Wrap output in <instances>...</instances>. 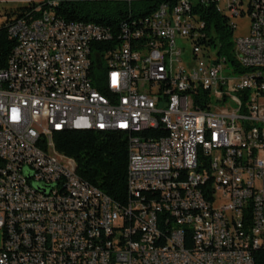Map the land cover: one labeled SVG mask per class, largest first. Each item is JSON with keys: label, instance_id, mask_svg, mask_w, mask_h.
I'll list each match as a JSON object with an SVG mask.
<instances>
[{"label": "built area", "instance_id": "2783aa9c", "mask_svg": "<svg viewBox=\"0 0 264 264\" xmlns=\"http://www.w3.org/2000/svg\"><path fill=\"white\" fill-rule=\"evenodd\" d=\"M227 9L235 30L249 19L233 65L197 44L191 0L159 5L143 22L146 40L130 31L103 53L93 44L109 33L92 23L49 24L44 10L8 24L21 46L0 71V264H254L264 249V0ZM97 127L128 137L125 206L54 147V132Z\"/></svg>", "mask_w": 264, "mask_h": 264}, {"label": "trees", "instance_id": "16d2710c", "mask_svg": "<svg viewBox=\"0 0 264 264\" xmlns=\"http://www.w3.org/2000/svg\"><path fill=\"white\" fill-rule=\"evenodd\" d=\"M177 0H43L29 2L27 6L5 11L0 25V71L7 66V60L15 46L8 34V24L15 19L36 18L44 10L51 11L64 22L92 23L108 31L105 41L93 44L95 50L103 53L125 42L128 32L141 30V40H146L148 29L143 22L161 4H174ZM220 0H191L193 14L203 23L202 37L197 44L216 49L232 65L234 58L233 34L235 29L228 17L219 10ZM133 38H131L132 40ZM99 90L102 72H93ZM170 127L157 126L155 134L166 136ZM127 135L119 132L91 130H63L52 134L57 152L74 160L77 176L98 189L119 206L128 201L126 189V167L128 157ZM254 264H264V249L253 253Z\"/></svg>", "mask_w": 264, "mask_h": 264}, {"label": "bare ground", "instance_id": "6f19581e", "mask_svg": "<svg viewBox=\"0 0 264 264\" xmlns=\"http://www.w3.org/2000/svg\"><path fill=\"white\" fill-rule=\"evenodd\" d=\"M41 14V13H40ZM49 24H57L58 18L48 10ZM76 26H83V23H74ZM98 27V26H95ZM10 37L14 39L15 47L21 46V35L11 34ZM13 55V51L12 54ZM17 101V94H6V104H14ZM6 121L15 122L14 106H6ZM157 126H155L156 128ZM69 130H85L84 128H69ZM91 131H106V127L88 128ZM169 134H172V127L169 129ZM168 134V135H169ZM29 151H38L37 142H29ZM174 173H185V165L174 166ZM62 174L74 175V168L71 166H62ZM156 222H163V215H156ZM167 234L157 235V243H166ZM179 244H186V237H179Z\"/></svg>", "mask_w": 264, "mask_h": 264}, {"label": "rangeland", "instance_id": "374dc122", "mask_svg": "<svg viewBox=\"0 0 264 264\" xmlns=\"http://www.w3.org/2000/svg\"><path fill=\"white\" fill-rule=\"evenodd\" d=\"M42 0H0V23L4 20L3 14L5 11L14 10L16 8L25 7L29 2L39 3ZM243 1V8L247 10V0ZM219 9L223 12L224 15H228V0H220L219 1ZM236 23V30L234 31L233 38L238 36H244L247 34L248 31V24L249 19L248 16L239 17L235 20ZM176 46L183 48L185 50V53L188 57L191 56V50L192 45L188 41H184V38L176 37ZM216 49H212L211 53H216ZM97 73L100 74L98 70H96Z\"/></svg>", "mask_w": 264, "mask_h": 264}, {"label": "crops", "instance_id": "0c3cea01", "mask_svg": "<svg viewBox=\"0 0 264 264\" xmlns=\"http://www.w3.org/2000/svg\"><path fill=\"white\" fill-rule=\"evenodd\" d=\"M248 1V0H247Z\"/></svg>", "mask_w": 264, "mask_h": 264}]
</instances>
